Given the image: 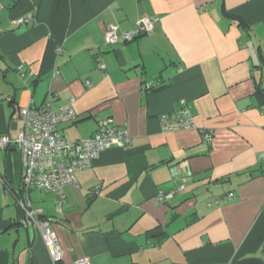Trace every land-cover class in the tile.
<instances>
[{
  "label": "crops",
  "instance_id": "obj_1",
  "mask_svg": "<svg viewBox=\"0 0 264 264\" xmlns=\"http://www.w3.org/2000/svg\"><path fill=\"white\" fill-rule=\"evenodd\" d=\"M0 5V135L16 137L20 110L51 97L77 115L61 134L87 140L113 118L132 138L64 186L62 214L56 194L24 191L20 151L1 150L0 264H54L22 204L50 222L60 264H264V0ZM142 16L160 18L153 33L106 45L110 26L131 32ZM184 108L196 128L164 131L162 117Z\"/></svg>",
  "mask_w": 264,
  "mask_h": 264
},
{
  "label": "built area",
  "instance_id": "obj_2",
  "mask_svg": "<svg viewBox=\"0 0 264 264\" xmlns=\"http://www.w3.org/2000/svg\"><path fill=\"white\" fill-rule=\"evenodd\" d=\"M159 22V17L142 16L131 32H121L118 26H110L105 33L106 45L127 44L140 36L150 35ZM23 23L25 19L14 21L15 25ZM97 62L98 68L105 71V65L99 60ZM18 70L22 77L27 75L22 66ZM30 76L33 74L30 73ZM87 85L91 86V83L87 82ZM159 85L160 83L147 82L142 85V89L152 91ZM19 117L21 126L18 135L16 137L0 135V151L10 148L20 151L23 162L22 188L26 193L35 190L56 194L58 196L56 206L60 214L63 213V205L66 201L63 188L68 184L76 183L77 172L89 168L102 152L111 148H125L132 143L128 130L120 127L113 118L102 121L95 134L87 140H73L61 134L58 131V125L75 120L77 115L72 104L54 109L51 97L42 106L21 109ZM161 123L166 132L174 129L173 123L175 127L182 130L196 128L194 115L188 108L163 116ZM202 136L206 140H211L213 133L205 131ZM258 159L264 163V152ZM173 175L174 177L178 175L175 169ZM185 188V184L180 183L175 191L167 194L160 193L156 202L167 203L178 193L185 191ZM233 197L234 194L228 196L229 199ZM218 203L219 201H216V204ZM208 206L210 207L211 204ZM22 207L27 211L30 222L41 231L54 264H60L63 259L62 246L57 234L51 229L50 222L40 219V212L29 209L30 204H22ZM73 264H89V261L82 259Z\"/></svg>",
  "mask_w": 264,
  "mask_h": 264
},
{
  "label": "trees",
  "instance_id": "obj_3",
  "mask_svg": "<svg viewBox=\"0 0 264 264\" xmlns=\"http://www.w3.org/2000/svg\"><path fill=\"white\" fill-rule=\"evenodd\" d=\"M154 90H157V88H155ZM257 94L261 95L264 98V88L258 87Z\"/></svg>",
  "mask_w": 264,
  "mask_h": 264
},
{
  "label": "water",
  "instance_id": "obj_4",
  "mask_svg": "<svg viewBox=\"0 0 264 264\" xmlns=\"http://www.w3.org/2000/svg\"><path fill=\"white\" fill-rule=\"evenodd\" d=\"M156 234H157V232H154V233H153V235H156Z\"/></svg>",
  "mask_w": 264,
  "mask_h": 264
}]
</instances>
